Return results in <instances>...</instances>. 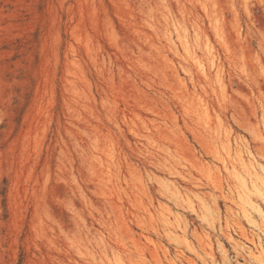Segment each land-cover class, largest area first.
Wrapping results in <instances>:
<instances>
[{
  "label": "rangeland",
  "instance_id": "374dc122",
  "mask_svg": "<svg viewBox=\"0 0 264 264\" xmlns=\"http://www.w3.org/2000/svg\"><path fill=\"white\" fill-rule=\"evenodd\" d=\"M0 264H264V0H0Z\"/></svg>",
  "mask_w": 264,
  "mask_h": 264
},
{
  "label": "bare ground",
  "instance_id": "6f19581e",
  "mask_svg": "<svg viewBox=\"0 0 264 264\" xmlns=\"http://www.w3.org/2000/svg\"><path fill=\"white\" fill-rule=\"evenodd\" d=\"M242 152L241 151H238L237 156H238V159H239V164H241L242 166V171L240 172H237V176L240 180V189L237 192V198L239 200V202L241 200H244V198L248 195V193L253 189V187L255 186V184L253 183V178L255 177L256 175V172H257V168L255 166V162L251 159H246L244 157L243 154H241ZM252 156V155H251ZM250 157V156H249ZM238 162V161H237ZM239 168V167H238ZM234 169V168H233ZM238 171V170H237ZM236 172V171H235ZM181 199L183 201H185L186 203H189L191 204L192 201L191 199L187 196V195H183L181 194ZM239 204V203H237ZM168 214V213H167ZM166 214V215H167ZM246 214V213H244ZM172 215V213H171ZM170 215V216H171ZM167 218H169L167 216ZM173 218V217H172ZM167 221V220H166ZM257 249V247H255ZM254 247L253 248H250L249 247V251L251 252V255H254L255 251H253V249H255Z\"/></svg>",
  "mask_w": 264,
  "mask_h": 264
}]
</instances>
